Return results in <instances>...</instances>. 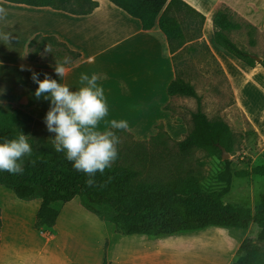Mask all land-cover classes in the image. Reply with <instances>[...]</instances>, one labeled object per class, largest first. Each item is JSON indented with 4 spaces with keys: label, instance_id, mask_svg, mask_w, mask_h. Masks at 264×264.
Returning <instances> with one entry per match:
<instances>
[{
    "label": "trees",
    "instance_id": "trees-1",
    "mask_svg": "<svg viewBox=\"0 0 264 264\" xmlns=\"http://www.w3.org/2000/svg\"><path fill=\"white\" fill-rule=\"evenodd\" d=\"M10 3L32 7H50L73 15H88L97 7L95 0H5ZM125 13L138 19L144 30L156 25L165 34L171 54L185 44V20L197 26L202 33L206 17L198 13L183 0H109ZM232 11L224 6L214 18L215 41L224 50L255 68L257 64L264 68V60L257 63L255 55L240 48L231 38L233 30L246 28L250 36V45L255 46L254 33L258 30L244 22L232 19ZM202 37V36H201ZM57 46V56L64 54L71 60L77 54L52 37L37 35L29 44L28 60L55 65L56 61L41 57L42 46ZM170 97L194 98L197 111L191 114L193 129L181 141H178L179 153L203 150L209 156L222 154L224 148L229 154L235 152V139L229 125L222 120L212 121L203 112L202 97L195 87L178 75L168 87ZM169 111V105L165 107ZM42 136L37 135L38 128ZM159 132L151 142L163 143L164 125L157 126ZM18 131L30 135L33 155L25 158L23 175H11L0 172V186H3L23 201L41 199L36 213L34 228L57 226L60 210L54 205L72 202L81 198L84 206L106 222L109 237L105 241L102 264H113L111 245L125 236L144 235L150 238L195 232L209 227H222L247 231L256 225L260 232L256 237L244 238L235 252L232 264H264V194L255 211L246 206L226 203L224 197L230 190L233 170L231 162H225L226 169L221 180L226 184L222 190L205 191L199 175L176 176L167 181L141 179L140 172L130 164H114L103 175L97 173V186L88 187L87 177L76 172L63 153L54 150L51 140L53 134L46 130L45 124L33 118L13 105L0 104V142L5 138H15ZM133 136L128 131H118ZM141 144V143H138ZM120 157V153L118 158ZM34 160L35 164L30 161ZM255 174L264 175V167L255 169ZM110 178V179H109ZM99 185H103L102 187ZM0 220V243L2 233Z\"/></svg>",
    "mask_w": 264,
    "mask_h": 264
},
{
    "label": "rangeland",
    "instance_id": "rangeland-1",
    "mask_svg": "<svg viewBox=\"0 0 264 264\" xmlns=\"http://www.w3.org/2000/svg\"><path fill=\"white\" fill-rule=\"evenodd\" d=\"M181 18L185 20L186 38L184 46L175 53L179 76L195 87L202 97L203 112L210 120H222L229 125L235 139V152L228 159L223 158V152L209 156L203 150H194L182 156L178 141L164 128L163 143L151 142L153 137L139 140L134 135L121 134L118 145L120 157L114 164H130L145 180L167 181L176 176L199 175L203 189L215 191L226 186L221 178L226 169L225 162L229 160L233 176L224 201L255 211L264 194V175L254 172L264 167V68L259 64L255 68H243L241 61H236V66L229 62L228 65L236 69L235 97L232 78L212 57L205 44L199 41L202 36L199 28L191 24L187 17ZM232 19L245 24L237 15L232 14ZM253 38L255 46L250 45V37L243 27L233 39L240 48L262 61L264 32L254 33ZM47 45L52 51L45 54ZM42 48L41 57L48 60L70 57L67 54L57 56L61 49L51 44ZM169 110L184 123L182 137L185 138L193 129L191 114L197 111L196 100L174 99L169 104ZM40 129L37 130L38 136H42ZM156 130L158 134L157 126ZM40 200H19L12 191L0 186V264H69L84 256L102 261L103 244L109 237L106 222L87 210L81 198H76L71 203L54 205L62 211L57 229L51 231L44 227L39 231L34 228V223L35 208ZM102 228L106 230V238H103ZM48 232L57 236L55 241H47L44 233ZM259 232L254 224L245 232L209 227L159 238L145 236L149 241L147 245L138 241L133 246L157 251L162 256L159 260L165 264H232L236 245L246 237H256ZM180 237L185 241L178 240ZM120 241L113 242L111 250Z\"/></svg>",
    "mask_w": 264,
    "mask_h": 264
},
{
    "label": "crops",
    "instance_id": "crops-1",
    "mask_svg": "<svg viewBox=\"0 0 264 264\" xmlns=\"http://www.w3.org/2000/svg\"><path fill=\"white\" fill-rule=\"evenodd\" d=\"M95 1L99 5L92 13L73 15L50 7H32L0 0L8 13L6 20L0 21V31L10 32L14 37L10 44L0 42V104L13 105L44 124L49 102L35 99L33 94L37 85L30 78L32 73L21 71L20 66L40 73L41 80L47 73L73 90L80 87L81 73H95L99 76L98 84L104 88L109 106L106 119L126 120L128 132L139 140L156 136V126L160 124L175 140H183L184 123L170 110H165L174 99L187 98L170 97L168 94V87L176 79L178 68L165 34L158 25L144 30L138 19L109 0ZM183 1L206 17L199 41L205 44L212 57L232 78L236 97V69L228 64L232 62L236 66V61L241 60L234 59L235 56L216 43L213 21L220 8L226 6L233 15L263 33L264 0ZM237 31L241 29L230 33L234 42ZM37 35L52 37L77 54V58L66 65L69 71L63 79L59 80L55 75L54 65L28 60L29 44ZM242 64L243 68H251L244 62ZM101 127H104L103 123ZM40 205L41 200L36 205L37 211ZM61 216L62 211L56 229ZM101 232L106 238L105 228ZM44 237L49 242L57 238L50 232L44 233ZM181 237L178 240L185 241ZM138 241L146 242L145 245L149 243L144 235H131L115 244L111 254L113 264H165L159 260L162 256L157 251L134 248V243ZM240 243L236 245V251ZM101 260L98 262L84 256L69 264H102L103 257Z\"/></svg>",
    "mask_w": 264,
    "mask_h": 264
},
{
    "label": "clouds",
    "instance_id": "clouds-1",
    "mask_svg": "<svg viewBox=\"0 0 264 264\" xmlns=\"http://www.w3.org/2000/svg\"><path fill=\"white\" fill-rule=\"evenodd\" d=\"M7 15V9L0 4V21H5ZM13 39L10 32L0 31L2 44H10ZM51 51V46L47 45L45 54ZM70 63L71 58L67 56L55 62L54 72L59 80L68 74L66 65ZM20 70L32 73L30 78L37 85L33 94L35 99L49 102L44 124L47 132L53 134L49 139L54 150L63 153L73 169L87 177L86 186H97V173L103 175L118 159L121 140L117 132L129 130L126 120L106 119L109 106L104 88L98 84L99 76L81 73L80 87L73 90L47 73L41 80L40 73L30 68L21 65ZM30 140V135L18 131L15 138H5L0 142V172L23 175L25 158L33 155ZM30 163L34 165L35 161Z\"/></svg>",
    "mask_w": 264,
    "mask_h": 264
},
{
    "label": "water",
    "instance_id": "water-1",
    "mask_svg": "<svg viewBox=\"0 0 264 264\" xmlns=\"http://www.w3.org/2000/svg\"><path fill=\"white\" fill-rule=\"evenodd\" d=\"M254 58L257 61V63H260L261 62V58L256 57V56ZM221 150L223 152V158L224 159H228L230 157V154L224 148H221Z\"/></svg>",
    "mask_w": 264,
    "mask_h": 264
}]
</instances>
